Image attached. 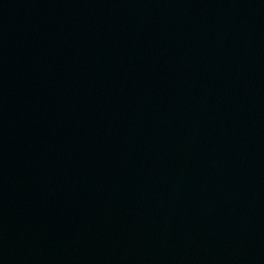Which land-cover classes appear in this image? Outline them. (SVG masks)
<instances>
[{"label": "water", "instance_id": "obj_1", "mask_svg": "<svg viewBox=\"0 0 264 264\" xmlns=\"http://www.w3.org/2000/svg\"><path fill=\"white\" fill-rule=\"evenodd\" d=\"M0 264H264V0H0Z\"/></svg>", "mask_w": 264, "mask_h": 264}]
</instances>
